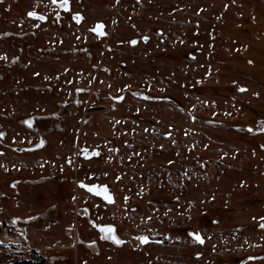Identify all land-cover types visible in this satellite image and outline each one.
<instances>
[{"label":"rangeland","instance_id":"374dc122","mask_svg":"<svg viewBox=\"0 0 264 264\" xmlns=\"http://www.w3.org/2000/svg\"><path fill=\"white\" fill-rule=\"evenodd\" d=\"M261 129L264 0H0V264H264Z\"/></svg>","mask_w":264,"mask_h":264},{"label":"snow or ice","instance_id":"6c2138e0","mask_svg":"<svg viewBox=\"0 0 264 264\" xmlns=\"http://www.w3.org/2000/svg\"><path fill=\"white\" fill-rule=\"evenodd\" d=\"M53 3H59V6L61 8H63L64 10H69V0H53ZM29 16L34 17V18H38L40 20L45 19L44 16L39 15L37 12L32 11L28 13ZM74 19H76L77 21H79L81 19V16L79 13H77L74 17ZM103 25L102 24H98L97 27L95 29H93V31L98 32L100 35H104V33L101 31ZM145 39H147L145 37ZM132 43H136V41H132ZM241 91H243V89H241ZM25 123H28L29 126H31V121H25ZM252 129H249V131H251ZM264 130V129H261ZM3 133H0V136H2ZM41 144H43V141H41ZM98 154V153H97ZM81 186L84 188H87L88 191L90 192H94L96 195L99 196H103L104 199L108 200V201H112V197L110 195V193L108 192V189L106 186H98V185H86L81 183ZM261 219H264V217H262ZM100 227V231L102 233H105L106 235L103 237L105 239H111L112 241H114V243L116 244H122L124 243L121 239H119V237L115 234V230L112 226L108 225V226H99ZM261 227H264V225H261ZM191 235L194 237V239L200 243H203V238L200 236L199 233H191ZM138 239L141 241V243H147L148 242V237L147 236H140L138 237Z\"/></svg>","mask_w":264,"mask_h":264},{"label":"water","instance_id":"95a60500","mask_svg":"<svg viewBox=\"0 0 264 264\" xmlns=\"http://www.w3.org/2000/svg\"><path fill=\"white\" fill-rule=\"evenodd\" d=\"M103 197V196H102ZM103 199H104V197H103ZM106 202H109V203H111V202H113V198H112V201L110 202V201H108V200H106V199H104Z\"/></svg>","mask_w":264,"mask_h":264},{"label":"flooded vegetation","instance_id":"af4514ba","mask_svg":"<svg viewBox=\"0 0 264 264\" xmlns=\"http://www.w3.org/2000/svg\"><path fill=\"white\" fill-rule=\"evenodd\" d=\"M101 232V231H100ZM102 233V232H101ZM104 235H106L105 233H103Z\"/></svg>","mask_w":264,"mask_h":264}]
</instances>
